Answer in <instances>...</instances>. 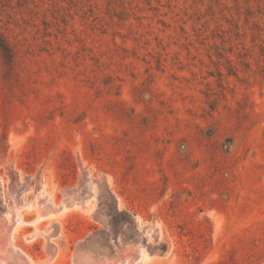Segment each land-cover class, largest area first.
I'll list each match as a JSON object with an SVG mask.
<instances>
[{
  "label": "rangeland",
  "instance_id": "1",
  "mask_svg": "<svg viewBox=\"0 0 264 264\" xmlns=\"http://www.w3.org/2000/svg\"><path fill=\"white\" fill-rule=\"evenodd\" d=\"M0 30V222L33 264H264V0H0Z\"/></svg>",
  "mask_w": 264,
  "mask_h": 264
},
{
  "label": "bare ground",
  "instance_id": "2",
  "mask_svg": "<svg viewBox=\"0 0 264 264\" xmlns=\"http://www.w3.org/2000/svg\"><path fill=\"white\" fill-rule=\"evenodd\" d=\"M75 204L76 200L73 202V205ZM61 208L65 209L67 208V205L64 204ZM20 209V205L15 204L11 216L4 222H0V264H33L29 256L23 250L17 248L13 243L15 229L24 223L19 215ZM51 214V212L47 211V214L40 216L38 220H41ZM125 253L127 255H125L126 258L119 259L117 261L110 260L108 257L95 260V258L93 259V257L90 256L91 254L87 255L77 253L76 261L77 264H134L138 263L140 258L145 255V253L141 250H134V252H132V250H126Z\"/></svg>",
  "mask_w": 264,
  "mask_h": 264
},
{
  "label": "trees",
  "instance_id": "3",
  "mask_svg": "<svg viewBox=\"0 0 264 264\" xmlns=\"http://www.w3.org/2000/svg\"><path fill=\"white\" fill-rule=\"evenodd\" d=\"M0 51L8 63V65H12L15 58V51L8 39V37L0 30Z\"/></svg>",
  "mask_w": 264,
  "mask_h": 264
}]
</instances>
